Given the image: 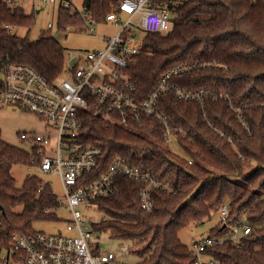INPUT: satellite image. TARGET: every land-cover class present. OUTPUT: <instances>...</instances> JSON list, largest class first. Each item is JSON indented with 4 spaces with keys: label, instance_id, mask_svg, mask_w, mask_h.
Segmentation results:
<instances>
[{
    "label": "trees",
    "instance_id": "16d2710c",
    "mask_svg": "<svg viewBox=\"0 0 264 264\" xmlns=\"http://www.w3.org/2000/svg\"><path fill=\"white\" fill-rule=\"evenodd\" d=\"M19 1L0 0V76L7 64L24 63L52 81L65 70L64 47L50 29L30 38L35 15ZM120 1L84 0L83 8L104 21ZM157 2L173 12V28L145 33L121 75L128 76L135 97L143 101L172 69L187 67L169 79L172 88L159 101L170 124L187 132L178 136L184 155L165 145L154 118L130 120L129 128L108 125L89 112L85 120L98 133L93 144L104 150L98 172L122 156L175 191L154 189L155 208L146 212L140 205L143 185L123 177L116 193L99 199L105 215L92 223L93 231L131 241L141 257L137 264H194L196 256L180 231L210 219L227 203V225L244 219L253 230L237 243L226 241L206 252L220 264H264V0ZM58 25L84 29V17L60 4ZM15 27L27 28L26 35L13 32ZM177 88L200 92L201 99L180 98ZM33 157H38L36 149L31 153L0 137L2 245L15 234L36 233L38 221L58 220L60 203L51 185L36 174L18 185L12 173L13 165H29ZM225 228L219 222L209 234L221 235Z\"/></svg>",
    "mask_w": 264,
    "mask_h": 264
},
{
    "label": "built area",
    "instance_id": "2783aa9c",
    "mask_svg": "<svg viewBox=\"0 0 264 264\" xmlns=\"http://www.w3.org/2000/svg\"><path fill=\"white\" fill-rule=\"evenodd\" d=\"M37 1L41 4L59 2L76 11L71 0ZM80 14L84 17V30L89 33L95 32V25L110 22L120 28L119 33L104 37L106 45L102 50L87 51L83 57L70 52L66 55L65 70L52 81L24 63L7 64L0 76V106L15 105L26 109L46 125V134L29 132L20 137L29 142L31 153L34 149L38 152L30 165L40 174L55 172L59 176L64 192L62 198L58 197L60 208H67L70 213L67 234L44 231L15 234L9 244H0V264H119L120 253L95 251L101 248L92 238V223L96 220L88 218L87 212L100 210L99 199L116 193L123 177L143 185L140 205L146 212L155 208L154 189L175 191L168 181L158 180L148 168L132 164L122 156H115L106 170L98 172L104 150L93 144L98 133L87 126L85 120L89 112L108 125L129 128L130 120L139 121L143 116L154 118L163 128L165 145L184 155L178 146V136H186L187 132L170 124L159 101L161 94L172 88L169 79L187 67L172 69L143 101L135 97L136 88L128 76L121 75L132 55L140 50L145 33L172 30L173 12L159 5L157 0H121L116 11L109 13L104 21H97L86 11ZM4 27L11 28L8 24ZM177 95L194 100L201 99L202 93L177 88ZM42 188L43 184L40 190ZM3 214L0 207V228ZM219 214L225 231L193 241L194 264H220L219 259L206 251L226 241L237 243L253 230V225L244 219L227 225L230 216L227 203L221 206ZM132 251L128 246L122 248L123 255Z\"/></svg>",
    "mask_w": 264,
    "mask_h": 264
},
{
    "label": "rangeland",
    "instance_id": "374dc122",
    "mask_svg": "<svg viewBox=\"0 0 264 264\" xmlns=\"http://www.w3.org/2000/svg\"><path fill=\"white\" fill-rule=\"evenodd\" d=\"M73 9L84 14V0H71ZM28 13H34V25L30 32V38L36 39L44 30H51L53 36L64 47L65 56L70 52L83 57L87 51L102 50L105 48L106 41L104 37L115 36L119 33L120 28L115 23L97 24L94 33L85 31L81 26H69L66 30L60 28L59 22V2L41 4L37 0H20ZM13 32L20 35H26L27 28H13ZM141 35V33H140ZM39 133L46 134V125L33 112L20 108L15 105L0 106V137L6 142L15 145L30 152L29 142L23 140L20 135L22 133ZM56 134L55 131L52 132ZM180 151V150H179ZM176 150V152H179ZM53 154V153H51ZM255 162L251 163V167L255 166ZM12 173L15 176L18 185H22L28 174H36L44 183H49L53 191L62 198L64 195L62 184L59 176L55 172L40 174L36 167L29 165L15 164L12 167ZM58 220L54 221H38L34 224L37 231L64 234L67 231V220L70 219V213L67 208H58ZM102 211L93 209L87 212L88 218H94L100 221L103 216ZM220 214L214 213L210 219H206L203 223H192L188 227L180 231L179 236L183 243L192 248L193 241L201 239L209 235L212 227L220 221ZM92 238L101 245V250L105 252L120 253L117 258L119 264H137L141 257L135 251V246L131 241L113 237L110 231H93ZM133 249L127 255L122 254L123 247Z\"/></svg>",
    "mask_w": 264,
    "mask_h": 264
},
{
    "label": "water",
    "instance_id": "95a60500",
    "mask_svg": "<svg viewBox=\"0 0 264 264\" xmlns=\"http://www.w3.org/2000/svg\"><path fill=\"white\" fill-rule=\"evenodd\" d=\"M74 62H75V59H74V60H72L71 64H74ZM0 207L2 208V206H0Z\"/></svg>",
    "mask_w": 264,
    "mask_h": 264
}]
</instances>
